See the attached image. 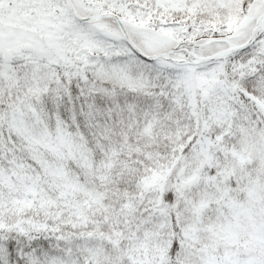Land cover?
Returning <instances> with one entry per match:
<instances>
[{
  "label": "snow or ice",
  "instance_id": "obj_1",
  "mask_svg": "<svg viewBox=\"0 0 264 264\" xmlns=\"http://www.w3.org/2000/svg\"><path fill=\"white\" fill-rule=\"evenodd\" d=\"M0 264H264V0H0Z\"/></svg>",
  "mask_w": 264,
  "mask_h": 264
}]
</instances>
